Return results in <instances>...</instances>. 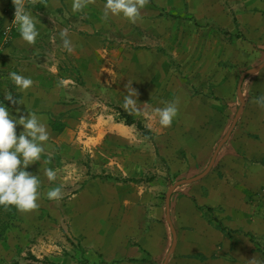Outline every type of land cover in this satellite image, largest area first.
<instances>
[{
	"label": "rangeland",
	"instance_id": "obj_1",
	"mask_svg": "<svg viewBox=\"0 0 264 264\" xmlns=\"http://www.w3.org/2000/svg\"><path fill=\"white\" fill-rule=\"evenodd\" d=\"M251 4L261 11L264 0H149L136 23L110 18L104 51L86 66L91 85L80 71L67 83L71 130L63 147L44 152L56 180L50 182L43 170L37 209L0 208V264H164L173 244L168 193L206 171L241 106V76L264 63V49L253 39L259 22L247 9ZM257 76L243 83L244 110L214 167L229 146L247 136L256 143L264 135V108L253 90ZM127 84L138 93L140 113L123 108ZM173 101L178 115L171 127L161 128L153 110ZM121 114L141 122L151 138L126 126ZM197 184L181 185L171 197L172 223L180 237L185 231L188 254L195 231L184 229L178 206ZM55 187L63 193L59 201L47 198ZM254 209L264 210V201ZM221 210L213 215L225 226ZM256 244L264 254V242ZM176 255L173 250L168 264H177Z\"/></svg>",
	"mask_w": 264,
	"mask_h": 264
},
{
	"label": "crops",
	"instance_id": "obj_2",
	"mask_svg": "<svg viewBox=\"0 0 264 264\" xmlns=\"http://www.w3.org/2000/svg\"><path fill=\"white\" fill-rule=\"evenodd\" d=\"M189 1L185 0L186 3ZM105 3L106 0H92L83 12L73 13L72 0H35L28 11L38 21L40 34L36 43L29 45L17 32L0 56V101L5 103L16 119L21 114L27 117L28 112L37 115L45 124L50 137L45 151L51 150L54 153L57 148L63 147V136L71 130L69 121L74 112L67 105L72 98L67 87V83L73 78L71 73L80 71L86 85H91L86 66L88 61L100 57L104 51L105 42L111 35L109 25H113L111 17L107 22L102 19ZM12 6L13 0H0V26L5 21V11ZM247 6V9L257 15L254 19L259 22L254 27L253 39L264 49V42H260L264 34V5L261 7L262 12L254 10L253 4L252 7ZM120 18L123 19L122 16ZM114 19H119V16ZM64 29L68 30L74 49L71 54L64 49L60 37V32ZM117 38L119 39L118 36ZM10 72L31 78L32 87L26 91L19 90L9 78ZM258 80L253 86L257 97L264 95V74ZM7 92L21 104L5 100ZM55 123L65 125L62 133L53 131L52 126ZM22 131L23 126L18 125L17 136ZM263 142L264 135L256 143L247 136L240 143L229 146L220 154L211 172L200 180L201 183H191L197 184L193 187L194 193L185 194L184 200L179 203L178 214L181 224L185 221L184 229L192 228L195 231L192 235L193 245L191 253L188 254L185 231L182 237L177 235L174 248L177 264H250L253 259H256L257 264H264V254L256 250V243L264 242V210L254 209V205L264 201ZM262 143L263 152L259 154L260 149L257 146ZM45 154L42 153L40 160L26 170L38 177L43 176V170L47 168L44 163ZM255 162L260 164L254 165ZM253 199L257 203L250 204L249 201ZM200 200L207 201L206 205L201 204ZM185 203H189L187 208ZM198 207L211 208L214 211L222 209L221 215L226 220L224 227L230 232H222ZM193 210L194 214L191 213ZM187 211H191V216ZM189 220L192 221L191 225ZM250 236L254 237V242L250 240ZM114 262L121 264V261Z\"/></svg>",
	"mask_w": 264,
	"mask_h": 264
},
{
	"label": "clouds",
	"instance_id": "obj_3",
	"mask_svg": "<svg viewBox=\"0 0 264 264\" xmlns=\"http://www.w3.org/2000/svg\"><path fill=\"white\" fill-rule=\"evenodd\" d=\"M92 0H72V12H83ZM149 3V0H106L103 7L102 19L107 22L112 16H122L130 23H136L141 18V10ZM15 7V18L13 24L23 41L29 45L35 44L39 36L37 28L38 21L26 9L25 0H13ZM64 49L69 54L73 52L72 42L68 30L60 32ZM9 78L15 86L26 91L33 85L31 78L10 72ZM127 94L124 97L123 108L131 113H140L142 110L137 106L136 90L127 84ZM5 100L16 104L13 95L8 93ZM255 103L264 108V95L255 98ZM140 104V103H139ZM25 117L20 115L14 118L9 108L0 101V207L8 208L14 206L22 213L31 212L39 207V187L41 181L37 175L29 173L26 169L40 160L45 151L46 142L49 141V133L44 123L35 113L28 112ZM153 116L158 118L161 128L171 127L178 115L176 102H168L164 107H156ZM23 126V131L17 136V126ZM47 179L52 182L56 180V171L52 168L45 169ZM63 193L60 187L51 188L47 191V198L52 201L62 199ZM250 264H257L253 259Z\"/></svg>",
	"mask_w": 264,
	"mask_h": 264
},
{
	"label": "water",
	"instance_id": "obj_4",
	"mask_svg": "<svg viewBox=\"0 0 264 264\" xmlns=\"http://www.w3.org/2000/svg\"><path fill=\"white\" fill-rule=\"evenodd\" d=\"M262 69H264V63H262L261 65H259L258 67L254 68V69H251V70H248L246 72L243 73V75L241 76L240 80H239V83H238V93H239V98H240V101H241V106L237 112V115L233 121V124L229 130V132L227 133L226 137L223 139V141L219 144V146L217 147L214 155H213V158L208 166V168L206 169V171H204L201 175L193 178V179H190V180H183V181H180L178 182L176 185H174L169 193H168V196H167V201H166V211H167V221L171 227V231L173 233V244H172V247H171V250L170 252L168 253V256L164 262V264H168L169 262V259L172 255V252L176 246V242H177V234H176V230L174 228V225L172 223V219H171V213H170V210H171V197H172V194L173 192L176 190L177 187L181 186V185H185V184H191V183H195V182H198L200 180H202L203 178H205L212 170L215 162H216V159L223 147V145L228 141V139L230 138L231 134L233 133L236 125L238 124V121L242 115V112L244 110V106H245V97H244V94H243V91H242V86H243V83L245 81V79L250 76V75H253V74H256L258 72H260Z\"/></svg>",
	"mask_w": 264,
	"mask_h": 264
},
{
	"label": "trees",
	"instance_id": "obj_5",
	"mask_svg": "<svg viewBox=\"0 0 264 264\" xmlns=\"http://www.w3.org/2000/svg\"><path fill=\"white\" fill-rule=\"evenodd\" d=\"M249 77V76H248ZM248 77L246 79H248ZM245 79V80H246ZM122 116V120L124 121V124L126 126H136L137 129L139 131H141L143 133V136L146 138H151V131L145 127L141 122L137 121L133 116L131 115H125V114H121ZM53 131L57 132V133H62L65 129V125L62 123H55L52 126ZM103 180L105 181H111V182H116V183H140L142 181H138L135 179H117V178H112V177H104ZM199 210L201 212H203V214L205 215V217L208 219L207 214L211 215V217L209 218V221L216 225L222 232L228 233L230 232L226 227H224L221 222L213 215L214 210L211 208H201L198 207ZM248 236V235H247ZM250 240L252 242H254V237L250 236ZM119 262H113V263H109L106 261H100L99 263H94V264H117Z\"/></svg>",
	"mask_w": 264,
	"mask_h": 264
},
{
	"label": "built area",
	"instance_id": "obj_6",
	"mask_svg": "<svg viewBox=\"0 0 264 264\" xmlns=\"http://www.w3.org/2000/svg\"><path fill=\"white\" fill-rule=\"evenodd\" d=\"M25 3H26V9L29 10L30 6H32L35 3V0H25ZM14 18H15V7L12 6L5 11L3 15V19H5V21L0 26V56L2 52L6 49V47L10 45V43L14 39L15 34L18 32L17 26L13 24Z\"/></svg>",
	"mask_w": 264,
	"mask_h": 264
}]
</instances>
